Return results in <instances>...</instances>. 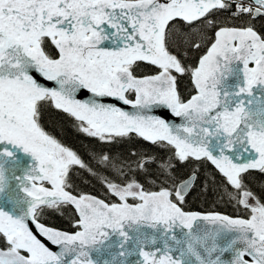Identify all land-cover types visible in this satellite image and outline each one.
Masks as SVG:
<instances>
[{
    "label": "snow or ice",
    "instance_id": "obj_1",
    "mask_svg": "<svg viewBox=\"0 0 264 264\" xmlns=\"http://www.w3.org/2000/svg\"><path fill=\"white\" fill-rule=\"evenodd\" d=\"M0 264H264V0H0Z\"/></svg>",
    "mask_w": 264,
    "mask_h": 264
},
{
    "label": "trees",
    "instance_id": "obj_2",
    "mask_svg": "<svg viewBox=\"0 0 264 264\" xmlns=\"http://www.w3.org/2000/svg\"><path fill=\"white\" fill-rule=\"evenodd\" d=\"M58 118L56 117V115L55 114H52L50 117H49V123L50 124H54V122L57 120ZM55 126V125H54ZM57 130H59L58 128H57ZM69 135H72V133L70 132V130H69ZM194 206H196V205H194ZM206 206V205H205ZM228 211H231V209H228ZM53 220H54V222L55 223H57L58 225H62V226H64V227H67L68 225L64 222V221H62V220H60V219H58V218H56V217H53Z\"/></svg>",
    "mask_w": 264,
    "mask_h": 264
}]
</instances>
